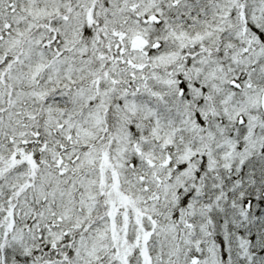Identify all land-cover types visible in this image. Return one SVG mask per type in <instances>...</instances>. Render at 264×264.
I'll list each match as a JSON object with an SVG mask.
<instances>
[{"label": "snow or ice", "instance_id": "snow-or-ice-1", "mask_svg": "<svg viewBox=\"0 0 264 264\" xmlns=\"http://www.w3.org/2000/svg\"><path fill=\"white\" fill-rule=\"evenodd\" d=\"M0 264H264V0H0Z\"/></svg>", "mask_w": 264, "mask_h": 264}]
</instances>
